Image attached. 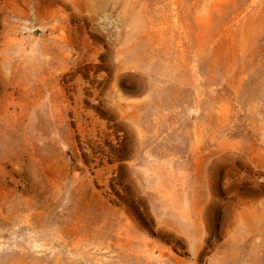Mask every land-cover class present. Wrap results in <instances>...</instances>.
Listing matches in <instances>:
<instances>
[{
    "label": "rangeland",
    "instance_id": "obj_1",
    "mask_svg": "<svg viewBox=\"0 0 264 264\" xmlns=\"http://www.w3.org/2000/svg\"><path fill=\"white\" fill-rule=\"evenodd\" d=\"M0 264H264V0H0Z\"/></svg>",
    "mask_w": 264,
    "mask_h": 264
}]
</instances>
